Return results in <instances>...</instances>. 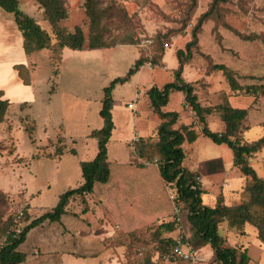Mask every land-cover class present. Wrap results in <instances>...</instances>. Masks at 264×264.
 I'll return each instance as SVG.
<instances>
[{
	"label": "rangeland",
	"instance_id": "374dc122",
	"mask_svg": "<svg viewBox=\"0 0 264 264\" xmlns=\"http://www.w3.org/2000/svg\"><path fill=\"white\" fill-rule=\"evenodd\" d=\"M18 1L54 44L56 34L37 0ZM96 1L108 10L101 15L98 27L111 46L87 49L92 27L85 14V0H63L66 17L59 25L70 31L80 27L85 49L63 47L59 53L51 48L26 53L12 14L0 7V89L11 90L6 97L10 106L0 122V245L4 231L13 227L8 223L17 209H27L25 221L23 216L15 219L21 229L51 210L61 193L82 183L79 162L91 160L97 152V139L89 133L102 126L103 88L126 75L141 56L143 65L112 88L113 129L107 142V160L113 168L110 180L83 197L84 202L81 197L71 200L69 215H63L61 222L44 221L32 229L20 250L42 249L38 258L26 264H146L148 257L151 264H211L212 249L207 244L196 247L183 203L171 198L174 189L158 175V158L137 157L132 143L139 137L157 139L160 119L150 106L147 90L173 80L178 66L176 50L185 49L199 16L214 0ZM197 39L182 77L193 83L199 103L214 106L227 94L231 106H250L246 122H255L256 117L264 122L258 112L264 111V98L258 97L253 104V95H234L223 74L211 68L213 63L223 62L235 72L238 83L264 84V0H218L198 29ZM129 40L134 44L121 43ZM13 64L25 67L21 72L28 77V84ZM162 110L177 111L176 125L190 123L199 133L201 124L181 91H170ZM207 119L212 131H220L217 113ZM260 131L252 128L245 137L254 140L261 136ZM182 148L183 165L189 169H197L203 160L220 159L197 169L205 189L203 203H213L218 193H223L226 204L249 198L244 188L249 178L233 165L226 143H215L199 133ZM249 163L264 177V149L253 153ZM211 170L216 172L205 173ZM175 207L179 208L177 214ZM169 221L175 225L172 231L159 228ZM246 227L249 234L237 229L235 235L228 232L226 221L218 228L231 239L227 243L245 246L248 264H264V245L255 236L254 227ZM167 237H182L196 249V260L157 255L159 239Z\"/></svg>",
	"mask_w": 264,
	"mask_h": 264
},
{
	"label": "trees",
	"instance_id": "16d2710c",
	"mask_svg": "<svg viewBox=\"0 0 264 264\" xmlns=\"http://www.w3.org/2000/svg\"><path fill=\"white\" fill-rule=\"evenodd\" d=\"M218 0H214L209 10L202 13L191 32V39L185 44V49L176 50L175 54L178 61V66L174 69V78L170 82H166L162 87L152 86L148 88L147 93L150 98V106L153 112L160 119L156 127L155 141H147L143 137L133 141L132 147L137 157H147L153 159L157 157L158 175L166 184H169L175 193V198L178 202L183 203L185 212V220L189 224L192 231V236L195 239L196 247L209 245L212 249L211 264H248L249 256L245 248H241L236 244H229L219 232V224L226 221L228 230L235 229L248 234L246 225H251L255 229V236L264 245V177L257 175L254 168L250 165L249 159L257 151L264 148V132L254 139L246 140L244 133L254 126H260L264 131L263 119L256 117L255 122H246L249 115V107H233L229 104L227 98L214 105L203 106L199 103L195 92V87L192 82L183 79L182 72L184 65L192 56V48L197 46V32L208 18L214 5ZM38 4L43 8L44 17L53 27L57 41L54 44L50 43V36L47 31L39 26L32 16L24 12L19 7L18 0H0V7L12 14L14 22L23 37V48L26 53H31L34 50L42 48H51L59 53L63 47H69L74 50L85 49V37L80 27H75L73 31L67 30L59 25V22L66 17V9L63 5V0H37ZM85 14L88 16L91 23V31L87 49H98L110 47L102 37L101 29H99V20L102 14H106L108 10L100 8L96 0H85ZM104 14V15H105ZM247 39H256L257 35L243 36ZM121 43L134 44L132 40ZM145 59L139 56L134 64L128 69L126 75L113 79L110 84L103 88V97L99 116L102 118V126L98 129L90 131L89 136L97 139V152L91 160L80 161L82 183L75 188L68 189L60 194L57 203L51 210L43 212L41 215L33 218L27 224L23 225L17 233L14 230L16 225L15 215L10 216V226L12 229L5 230V240L0 245V264H19L26 259V253L19 249V246L25 241L28 231L44 221L54 222L62 221V216L68 214V206L71 200L75 197H83L95 191L97 186L105 185L111 177L113 168L111 162L107 160V142L111 136L113 129V121L111 108L113 104L112 88L116 82H123L132 73L136 72L144 63ZM18 69L20 76L25 83H29L28 77H24L23 65H14ZM213 70L220 71L229 89L234 95H253L254 100L251 103H256L258 97L264 98V84L258 85L238 83L235 72L230 69L225 63H213ZM172 90H179L183 93V99L195 116L201 128L199 133L207 136L215 143H226L233 156V165L240 173L248 177L245 189L249 191L248 199H244L232 204L224 202L223 193H218L213 203L205 204L202 202L201 195L204 192L198 179L199 167L205 166L212 160H220L219 157L211 158L202 161L195 170L189 169L183 165L185 153L182 145L185 141H193L199 134L194 130L192 124L176 125L179 119L177 111L162 110L169 99V93ZM0 90V122L5 118L10 102L8 99L2 98ZM264 110V109H262ZM213 112L218 114L219 120L222 123L221 131H212L208 125V115ZM259 115L264 117V111ZM203 164V166H202ZM222 167V164H221ZM211 170L205 173H214ZM251 182H250V181ZM85 209L81 212L85 213ZM23 219L27 217V209L24 210ZM69 215V214H68ZM25 221V220H24ZM63 227L67 228V223ZM166 231H172L175 228L173 222H164L159 225ZM157 246V255L169 254L172 250L174 239L171 237L159 239ZM170 259H176L171 258ZM181 260V259H178ZM189 261V260H182ZM146 264L150 263V258L146 259Z\"/></svg>",
	"mask_w": 264,
	"mask_h": 264
},
{
	"label": "built area",
	"instance_id": "2783aa9c",
	"mask_svg": "<svg viewBox=\"0 0 264 264\" xmlns=\"http://www.w3.org/2000/svg\"><path fill=\"white\" fill-rule=\"evenodd\" d=\"M145 41L147 43H150L151 39H146ZM130 106L132 105L130 104ZM171 198L177 201V199L175 198V193L171 194ZM178 211H179V208L175 207L176 214ZM23 212H24L23 209H17L15 213V219L21 218L23 216ZM175 221L179 222L180 217L176 216ZM14 230L15 232L18 233L20 231V227L15 225ZM196 253H197L196 249L193 248L189 243L185 242L182 237H177L174 239L171 252L169 254H161L160 256L165 257V258L171 257V258H177L181 260L195 261L197 257Z\"/></svg>",
	"mask_w": 264,
	"mask_h": 264
},
{
	"label": "crops",
	"instance_id": "0c3cea01",
	"mask_svg": "<svg viewBox=\"0 0 264 264\" xmlns=\"http://www.w3.org/2000/svg\"><path fill=\"white\" fill-rule=\"evenodd\" d=\"M18 29V28H17ZM20 32V31H19ZM14 65V64H13ZM12 65V66H13ZM2 89V88H1ZM0 89V90H1ZM6 89H7V87H6ZM29 89V88H28ZM3 91V90H2ZM32 91V90H31ZM11 93V90L9 89V90H4L3 91V98H6L8 95L7 94H10ZM29 93H31L30 92V89H29ZM6 99H8V98H6ZM11 102V101H10ZM187 124V123H186ZM260 128V130L262 129V132L260 131V133H262L263 134V128L262 127H260V126H254V127H252V128ZM251 128V129H252ZM221 129H222V126H221ZM221 129H220V131H221ZM251 129H249V130H251ZM248 130V131H249ZM247 132V131H246ZM245 132V133H246ZM245 133H244V138L246 139V137H245ZM261 134V135H262ZM246 140H248V139H246ZM264 149V148H263ZM204 161V160H203ZM202 161H200V163H201ZM199 163V164H200ZM192 170H195V169H192ZM201 179L202 178H200V181H201ZM227 183V182H226ZM228 184V183H227ZM203 190L205 191V189L203 188ZM231 192V191H230ZM213 199H214V197H213ZM35 228V227H34ZM34 228H32V229H34ZM32 229H30L29 231H28V233L32 230ZM228 232H230V233H232V234H236L235 233V231H232V230H228V229H226ZM227 231H225V232H227ZM246 231H247V227H246ZM28 233L26 234V238H27V235H28ZM225 239H226V242H230V238L229 237H225V235L224 234H222V233H220ZM248 234H249V232H248ZM236 240L237 239H239V238H235ZM241 240V239H240ZM26 242V240L19 246V249H21V246L24 244ZM234 244V243H233ZM34 247V246H33ZM32 247V248H33ZM31 248V249H32ZM243 248H245V246L243 247ZM246 249V248H245ZM25 253H26V259L23 261V262H21L20 264H26V263H28V262H30V260L31 259H36V258H38V256L41 254V252H42V249L41 248H39L38 246H36V247H34L32 250H29V251H24Z\"/></svg>",
	"mask_w": 264,
	"mask_h": 264
}]
</instances>
